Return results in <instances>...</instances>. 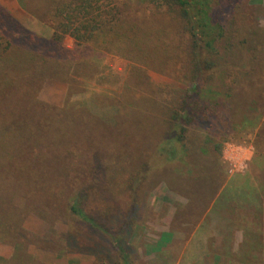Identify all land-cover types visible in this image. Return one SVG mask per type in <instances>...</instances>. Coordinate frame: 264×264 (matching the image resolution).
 Masks as SVG:
<instances>
[{
	"label": "rangeland",
	"instance_id": "rangeland-1",
	"mask_svg": "<svg viewBox=\"0 0 264 264\" xmlns=\"http://www.w3.org/2000/svg\"><path fill=\"white\" fill-rule=\"evenodd\" d=\"M66 1L9 0L0 8L6 25L16 20L14 26L50 39L52 22L62 19L56 17L58 5ZM219 1L215 13L227 0ZM112 2L127 15L118 24L126 31L119 45L127 53L77 45L67 34L63 44L78 58L62 67L55 61L54 74L34 92L55 106L65 101L75 110L86 106L100 121L101 187L89 207L99 225L122 241L128 256L109 234L72 213L63 197L41 194L46 205L30 210L27 190L11 192L18 193L15 202L25 214L0 216V233L9 240L26 235L38 246L59 251L69 244L68 249L95 255L97 264H264V0H239L226 37L213 42L214 51L203 47L217 65L204 77L201 94L218 116L187 126L180 141H165L172 129L166 112L195 85L185 71L190 37L176 30L177 22L164 15L166 7ZM114 134L130 140L127 149L137 156L115 158L116 147L108 145ZM93 145L89 140L87 147ZM174 146L179 155L169 157ZM34 224L46 232H31ZM203 241L215 242L226 257H183L201 254L186 247Z\"/></svg>",
	"mask_w": 264,
	"mask_h": 264
},
{
	"label": "trees",
	"instance_id": "trees-1",
	"mask_svg": "<svg viewBox=\"0 0 264 264\" xmlns=\"http://www.w3.org/2000/svg\"><path fill=\"white\" fill-rule=\"evenodd\" d=\"M211 1L140 0L144 6L150 4L158 10L166 7L168 13L164 15L177 22V31L190 37L189 64L185 71L195 85L192 90H186L172 109H167L166 122L172 129L165 141H180L187 126L202 124L211 114L218 116L217 111H209L210 103L201 94L204 77L217 65L210 52L203 53V47L214 51L213 42L218 37H226L228 28L230 31L233 27L232 15L239 0L223 2L216 13L220 1L216 2L217 6ZM126 16L112 0H68L58 5L56 17L62 19L52 22L55 31L50 39H45L25 27L14 26L16 20L6 25L7 16L0 8V216L7 219L10 214L15 217L25 214L15 202L18 193L11 196V192L30 191V210L46 205L43 198L39 199L41 194L47 199L63 197L64 205L72 213L109 234L125 258L128 251L122 241L99 225L89 207L101 187L98 175L102 163L96 149L97 140L102 137L98 136L97 129L100 121L86 106L75 110L66 101L62 106H55L41 100L34 91L39 83L54 74L55 61L62 67L66 61L78 58L77 52L63 44L67 34L75 38L77 45L93 44L105 51L127 53L119 45L126 31L118 30V24L125 22ZM132 29L133 26L128 28ZM122 134L109 138V150L115 146L114 155L119 160L136 157L135 152L131 154V149H127L131 141H120ZM89 140L95 145L87 147ZM168 155H179L178 147L171 148ZM163 156V153L158 155ZM120 166L126 168L123 164ZM131 181L128 177L129 186ZM74 189L77 191L73 194L65 192Z\"/></svg>",
	"mask_w": 264,
	"mask_h": 264
},
{
	"label": "crops",
	"instance_id": "crops-1",
	"mask_svg": "<svg viewBox=\"0 0 264 264\" xmlns=\"http://www.w3.org/2000/svg\"><path fill=\"white\" fill-rule=\"evenodd\" d=\"M7 1L9 0H0V3L6 4ZM258 208L260 209L261 206ZM31 229L30 231L36 235H42L46 232L44 227H39L36 224ZM196 233L198 232L194 231V234ZM189 243L193 244L194 242L190 240ZM195 243L196 245L193 247L189 244L190 248L187 246L186 251H194L201 254H186L183 257L209 259L226 257L221 254L223 250L215 242L203 241L201 245H198V242ZM67 247H69V244L66 245V249L63 247L60 251L58 249L44 248L36 245L26 235H20L16 240H9L5 234L0 233V264H97L95 255L90 257L84 251L68 249ZM224 251L228 252L229 250ZM255 257H258V255Z\"/></svg>",
	"mask_w": 264,
	"mask_h": 264
}]
</instances>
